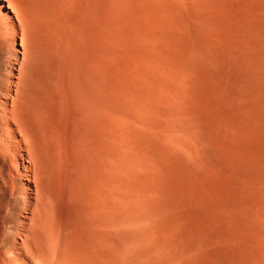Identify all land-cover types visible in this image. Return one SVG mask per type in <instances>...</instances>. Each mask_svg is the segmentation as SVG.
<instances>
[{
  "label": "rangeland",
  "instance_id": "obj_1",
  "mask_svg": "<svg viewBox=\"0 0 264 264\" xmlns=\"http://www.w3.org/2000/svg\"><path fill=\"white\" fill-rule=\"evenodd\" d=\"M54 3L0 0V264H264V0Z\"/></svg>",
  "mask_w": 264,
  "mask_h": 264
},
{
  "label": "bare ground",
  "instance_id": "obj_2",
  "mask_svg": "<svg viewBox=\"0 0 264 264\" xmlns=\"http://www.w3.org/2000/svg\"><path fill=\"white\" fill-rule=\"evenodd\" d=\"M54 1H57V0H54ZM54 1L52 0V5H55V3H54ZM59 1H62V0H59ZM46 2V1H45ZM45 2H44V4H45ZM34 3H36V2H34ZM62 3V2H61ZM49 4V3H48ZM36 6H37V4H35ZM50 5V4H49ZM32 6V5H31ZM42 6H44L45 7V5H42ZM34 7V6H33ZM39 7H41L40 6V4H39V6H38V9H39ZM43 7V8H44ZM48 8H49V6H47ZM47 7H45V8H47ZM54 7V6H53ZM42 8V7H41ZM42 8V9H43ZM36 10V9H33L32 8V10H31V15H34L35 16V18L36 17H41V18H48V19H52V20H55V18H57V15L55 14L56 12H54V10L53 11H51L52 10V7H51V9H50V11H44V10H46V9H44V10ZM61 15V14H60ZM36 20V19H35ZM57 20V19H56ZM66 55V54H65ZM64 55V56H65ZM62 57V56H61ZM64 59H65V57H64ZM61 61H62V59H61ZM66 64H67V61H66ZM69 66V65H68ZM60 67V66H59ZM69 69H70V67H69ZM69 69H65V71H64V73L63 74H65V76H66V82H67V84L68 85H70L71 87H72V85H73V83L72 82H74L73 81V79H72V75L70 74V71H69ZM90 70H86V72L83 74V78H82V84L80 85L81 87H82V89H83V91H88V87H89V82L87 81V79H88V77H89V72ZM62 73V72H61ZM71 78V79H70ZM75 84V83H74ZM74 89V88H73ZM72 89V90H73ZM92 89V88H91ZM76 91V90H75ZM79 91V90H78ZM96 91H97V95L100 97L101 96V86H100V83L98 82V84H97V88H96ZM91 93V92H90ZM93 94V93H92ZM95 94V93H94ZM73 95H74V93H73ZM72 95V96H73ZM84 95H85V93H84ZM86 99V98H85ZM103 99V98H102ZM101 101V100H100ZM100 105H101V102L99 103ZM42 150V149H41ZM50 158V157H49ZM102 167V166H101ZM100 168V167H99ZM102 169H103V167L101 168V169H99L100 171H102ZM103 172V171H102ZM93 220V219H92ZM95 224V223H94ZM121 230H122V227H120V225L115 229V231H116V234H120V232H121ZM55 233V232H54ZM39 257V256H38Z\"/></svg>",
  "mask_w": 264,
  "mask_h": 264
}]
</instances>
